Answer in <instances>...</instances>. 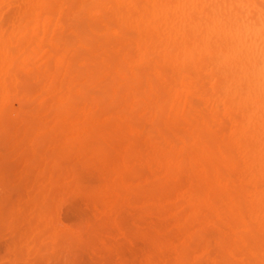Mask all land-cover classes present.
<instances>
[{
    "label": "rangeland",
    "instance_id": "1",
    "mask_svg": "<svg viewBox=\"0 0 264 264\" xmlns=\"http://www.w3.org/2000/svg\"><path fill=\"white\" fill-rule=\"evenodd\" d=\"M38 2H48L47 4H49V2H53L52 5L45 6L46 10L48 7L49 8L48 10L50 12L51 11L53 12V20H54L53 21V48H51L48 44H46L48 46L43 45V48L40 51L41 53L39 56L42 59V55H44L43 59L40 60V62L48 60L49 57L53 56L51 59V64L49 63L50 67H49V65L47 66V67L52 68V69H51V71L50 70L48 71L50 74L49 73L47 74V71H45V74H43L44 67H41V68L37 67V65L38 64L41 65V63H35V62L32 63L36 69V72H38L39 74H37V75L32 74V75H34L33 77H35V78L31 77V80L30 81L28 80L29 84L25 83L28 86L30 85L31 88H28V86H26V85H25V87L22 86L23 89H20V91H21L20 94L23 96L21 97V95L19 94L18 98L20 100L21 99H24L25 101L28 100L29 103H30V101L33 102V100H34V102L25 108V106L23 107V105H25L28 102H26L24 104V102H23L24 100H22L23 104L21 103L20 114H21V112H23V114H21L19 118L17 117L18 121H16L17 124L15 126V127H18L20 124H22L21 128L19 129L20 135L18 134L19 130H18V132L15 133L14 129H13V131L12 130L9 131V132L12 131V133H13V137L11 139H9V137H11L10 136L11 133H8L6 139L4 137L3 144L1 145L2 146L1 148H3V157H5L4 162L6 161V163H9L13 159H15L16 155L19 152L24 151V153H26V155L24 156V154H21L17 158V160H18L17 163L23 162L26 157H29L27 155L29 154L28 152L30 151V149L31 148L36 149L38 147V145H37L38 140L42 144V145L40 144L41 149L39 148L40 151H38L39 157H41V155L44 152L50 153V151H52V149H53V153H55L56 152L55 149H58L60 147H61L60 149L67 151L71 147V144L75 148L74 149L70 148V150H72V151L77 150L79 152V154L77 151H76L77 153L76 152L72 153V151H71L72 154H70V151H69L68 156H67V154H66L67 152H65V151L63 152L61 150H58V152H56L57 153L56 157H54L55 155L49 156L48 163H49V161H50V163H51V161H53V163H54V159H57V161H55L56 163L53 164L56 166L48 168L46 171V174H45V181H47V182H48L47 177L50 175L51 171L53 174V185H52V187H51V181H50V183H48L46 185V189H50V187H51V189H53V196L55 195L54 197L53 196L51 197L53 202L51 201V199L49 200V202L50 201L52 202V204L49 203V208L52 205L53 207H51L50 209L53 208V210H51V212H50V209L48 208V210L45 214L46 216H44L46 218H43L39 222L37 219H35V218L33 219V216L30 213L32 210L31 205L26 206L25 211L23 209V214H22V212L20 213V214H22V216L19 217V219L23 217V219H22V220H24L23 223L28 222L27 224H29V225H27L28 228H25L24 230H22V232H21L22 236L21 235L20 236L23 238H22V240L19 239L20 242H18L19 241L18 240V241H15L14 244L12 243L11 245H9V247L11 246V249L10 248L7 249L6 245H4L2 243L0 244V264H15V263L16 264H70L71 262L75 263V264L77 262H78L77 264H264V242L257 241L260 238H262V240L264 241V238H263L264 237V230H259V229L253 228L254 231H251L252 228L247 229L243 226L245 222H248V216H249V213L251 210L249 209L247 211V209L244 208L246 211H242V213H236V214L231 213V212L227 213L228 211H226L224 208H221L222 205H221V207H219L220 204H218V202L216 203L215 206L212 204L211 207H209L210 205L208 203H210V204L214 203V200H216V198L212 199V196L211 197L209 196L211 194L209 192H211V190H212V192L214 191L215 193H218V190L215 188L214 182H212L211 180L208 182L207 181L204 182L202 180L203 184L207 187L206 190L202 189V191H204L202 194L204 197L201 196V199H202L201 203L203 205L202 206L199 205V201H197V200H192L193 199L192 197L195 198V194H196V196H198V194H201V193H195L198 191V187H196L197 189L193 188V190H195L194 192H192V190H191V185H192L191 182L197 181L196 178H195V180H193L194 178L192 176V172H193V174H197L198 169H196L195 165L186 166L187 163H189V161L185 162L186 165L184 163V165H185L184 168H181L182 173L185 176H183L181 173L182 176H179V177L174 176V177H171L169 179H161V180L155 181L157 183L154 182V186L149 185L147 187L144 185V182L146 181L145 178L149 177V175L151 176L152 174H154V175H152L153 176L152 178H156V177L161 178L162 175H164V170L161 168H157V167H152L150 169L148 166H143L142 172L143 171H145V172L143 174H141L142 172H139V173H140V175H142L144 177L140 176V178H138L134 182H132V186L138 185L137 186L138 190H141L140 188H142L143 190H148L147 192H149V193L154 192L153 190L149 191V189H152L151 187H153V189L157 188L156 190L160 191L159 186L160 187L162 186L163 188L165 187V189H168V191L165 189H164V192L160 191V193L161 194L163 193V194L159 195L155 199H153L154 195L152 196V198L149 197L152 200L151 201L150 199L147 200V198L149 196L148 194H146V197L145 196L142 197L143 194L137 195V192H138L137 189L132 190L131 192L130 191L127 192L125 190V186L122 185L121 188L122 189L124 188V191H122V195L118 199L121 201L120 204H123V203H126V204H124V206L120 205L121 210H119L120 209L119 205H118L119 209H117L115 207V209H117V210L113 211V212H115L114 216L111 215L110 217L109 216L103 217L104 221L100 220L99 222L101 224H99L97 221H95L96 219H94V218L95 217L98 218L100 216L99 211L103 215L105 213H108V208L111 207V205L114 201V197H112V195L110 193H112L113 190L117 186V183H116L117 178L116 177H118V175L116 176V172H117V174H119L122 171L121 161L123 160V157H125L124 156L125 154L123 153L124 147L119 146L120 144L117 142L118 136H116V134H114V135L109 134L111 132L110 131L111 127L109 130H107L108 129L107 127H106L107 129H105V127H103L105 129V131H103L104 133L102 132L103 129H101V131H100L99 130L100 128L99 129L95 128L94 130H98V131H100L99 133L105 134L104 137L102 136L104 139H107V137H109V136L112 138V136H113V138H115V139H111V138L110 139L114 140L115 142H113L114 143L113 144L110 140L111 144H113L112 148H110V146L107 147V145H105L103 147V146H101V144L103 142L97 143V141H99V140L95 139V136L94 137L92 136L91 138H94L93 140H96L95 141L96 146L91 145V143H88V144L91 147H98V149L100 148L99 151L97 150L98 152L96 151V153H95V151L94 152L90 151V153L86 152V154L84 152V154H82L80 152H83L86 149L82 145H81L82 146L81 148H83L82 151L77 149L79 147V143L81 141L77 143V140L76 139L74 140V138H75V136H78V137H79V135L81 136L80 132L83 129L82 128L83 126H80V124L77 125L76 128L72 126V123L75 122L76 120L77 121L81 120L84 117L85 113L91 112V114L95 115L94 112H96V110H97L98 112H96V114H98V113H101V114L99 115V117L96 115V118H98L99 121L104 120L106 122V125L109 127V125H111V124L108 120L112 121V118L114 115H118L119 119H121V116L123 114L124 115L129 114L127 112H130V113H132V116L133 115L135 116V110H136V116H137L136 118L137 119L135 118V122H134V124H136V126L133 124L132 125L130 124L132 126V128H134V130L127 131V136H131L133 139H136V137H137V138H139V140H144V141L150 140V141H152L151 144L153 146H157V147H161V148H162V146H161V143L158 144L159 142L163 141L164 143L165 142L167 143V141H169V139L176 140V137L177 138H179V137L186 138L185 137L186 136L185 131L188 128V125L185 122H181V121L179 122V120H178V122H179L178 123L177 120L170 118L169 106H168L169 103L165 102V104H164V102H163V101H166L167 94L164 90L163 83L161 82V80H159V77L156 74L151 73V72L148 73L146 71V73H145V71L143 69H142V71L138 70L139 75L141 73H143L140 76L141 77L144 76L145 82L142 81V83L144 82L145 85L147 86L146 87L145 85H143L142 92H141V84H137L136 85L137 87H135V85H134L135 79H137L136 83H138V81L140 80L139 78H141V77L139 75L135 76L136 78L133 79V82H131L132 78L134 77L133 74L131 73V68L139 66L141 64L143 67H144V65H145V67H148V65H150L149 67H152L151 65H153L154 67H159V66L161 67V65H163L166 67L168 66L170 68L171 67L176 68V69L180 68L181 72L179 71V69H178V71H179V73H181V75H183V77H185L186 80L193 81V82L200 81L199 83H203V82L204 83H206V82L207 83H214L215 89H217V91L216 90L215 91L222 93L225 96H229V97H236V96L237 97H260V98L264 99V57L262 55L258 54L257 52H254V51L248 50L246 48H243L242 46H239L235 41H233L232 39H230L228 37L223 36L222 34H217L216 32L213 33L212 29L209 27V25H207V22L204 21L205 18L208 19V18H211L212 16H216V15L217 16H227V17L229 16L232 18H238V19L245 21V22L256 23V24H258L264 28V0H0V14L8 13V16L14 15L13 17L9 16L11 23L8 22L9 19L8 20L5 19L7 22L4 20L2 23H0V25L2 26L6 22L5 26L3 25L4 27H6L7 25L9 26V24H10L9 28H11V30L9 29L10 31H8V29H7V31L11 32L13 29V26L15 24L14 22H15L16 16L14 13H16L18 11H23V10H29L33 5L37 4ZM55 14L56 15L59 14V15L55 16ZM54 16H55V18H54ZM60 17L62 19L64 18L65 22L64 21L60 22L61 21V19H59ZM6 28H4V29H6ZM102 35H105L106 37L103 38ZM83 36L84 37L86 36L85 37L86 40L88 38V42H86V40H85V42L82 41V39H84ZM80 38H82V39H80ZM89 41L92 43V44L90 43L91 45L88 44ZM90 46H94L93 47L94 51H92L93 50L92 48L90 50H88L90 48ZM128 48H130V49H128ZM82 50H84L85 52L81 53V52H83ZM100 51H128V52H130L131 56L129 59L127 57V61L130 62L132 60L131 62L134 64L129 65L128 62L127 63L129 66H127V63H126V65H124V63L120 64V73H119L115 70L116 63H115V61L111 60L113 58L103 59L100 56L99 59L98 58L95 59V55L98 54V52H100ZM83 54H85V55L83 56ZM133 54H134V57H133ZM93 55H94V57H93ZM82 57H83V59H82ZM76 58H77V60H76ZM89 58H91V59H89ZM84 59H86V60H84ZM107 60L109 62H106ZM145 60H146V62L143 63ZM110 62L113 63V65ZM94 63H98V65L101 64L102 69L105 70V71L99 70L98 73H100V72H102L101 74L104 73L99 78H97L98 76L95 78L93 77V75L96 74L97 70L99 69V66H97V68H96V65ZM103 64L105 65V67H103L104 66ZM110 64H111L113 69L110 66V68H109L110 70L108 72H106L107 66L109 67ZM31 65H30V67L33 68L32 67L33 65L32 66ZM121 65L123 68H121ZM126 68H127V72H129L128 74L127 73L125 74ZM100 69H101V66H100ZM111 69L113 70L114 74L117 75V77L119 79L120 78L122 79V81L114 79V81L115 80H117V81L113 82L112 84L108 82L109 84H111V87L106 86L105 89H107V91H110L111 97L109 98V93H107L108 98L106 97L107 100L105 101L103 99V96L106 94L102 93L105 90V89H103V80L102 81H99V80L103 79L104 78L103 76L108 75V74L110 76V77L108 76L109 80H110V78L114 76ZM47 70H48V68H47ZM54 70L58 71V72L56 71L57 74H55V75L59 74L57 77L53 76L55 73ZM78 70L80 71V73L78 72ZM82 71H84L83 72L84 75L79 76L82 73ZM32 72H33V70H32ZM175 72H177V70L173 71V73H175ZM42 75H43V77L48 76L47 79L45 78L46 79L45 83H44L45 79H43ZM138 76H139V78H138ZM53 77H54V79H53ZM108 77H106V78H108ZM128 77L130 78V80L128 79ZM78 78H80V80ZM37 79H40L41 84L39 83V81H37L39 84L36 87H35V84H32V85H34V86H32L31 85L32 82L37 84V82H36ZM52 79H53V81H51ZM148 79L149 80L154 79L153 81H155L156 83L153 82L152 80L149 82ZM93 80H95V81H93ZM50 82H52L53 84L55 83V86L53 84H51ZM82 82L84 85L85 84L87 85V83L89 84L88 86H85L86 89L83 91H81L83 89L82 88L83 85L80 84ZM110 82H111V80H110ZM157 82H161L160 83L161 87L159 85H157ZM95 83L99 87H97V86L94 87ZM139 83H141V81H139ZM151 83L152 84L155 83L156 85L154 84V87L152 88ZM104 84H106V83H104ZM118 84H120V85L123 84V86H120V88H115L116 86H118ZM127 84H128L127 87H129V88L125 87ZM49 85L52 86L50 89H48ZM226 85L228 87H225ZM61 86H63V87H61ZM26 87L28 89H25ZM46 87H47V89H46ZM90 87H91V89H89ZM99 88L103 89V91L101 90L102 92H100V93L97 91L96 93L98 96L94 95L95 93H93V92H95V90L100 91ZM88 89H89V91H88ZM155 89H157V92ZM29 90H31V91H29ZM69 90H72V91L70 92ZM118 90L122 91L120 93L121 98L118 97V95H119ZM161 90L164 93L163 92L161 93ZM23 91H25L26 93H24ZM41 91H44L43 92L44 94L40 93ZM84 91H86L87 93L85 94L84 97H82V95H84V94H81V93H84ZM107 91H105V92H107ZM144 91H146V92H144ZM29 92H31V93H29ZM69 92H70V94H69ZM101 93L103 94V96L99 95ZM113 93L118 94L117 95L118 99H116L117 101L116 100L114 101V103H118V104H116L117 107H114V108L113 107H107V108L104 107V109H106V111L104 109L100 108L106 102L110 103L111 100L114 99ZM134 93H135V96H133ZM137 93H141V94L139 95ZM148 93L149 94L152 93V96H150ZM136 94L140 97L139 99H137L138 97L136 96ZM142 95L144 97H142ZM161 95H163V96L159 98V96H161ZM126 96L128 97L127 100L125 99ZM72 98H75V100ZM85 98H86V100H85ZM158 98L161 100V102ZM71 99L74 100V102L77 101L75 103V105H73L74 103L73 104L71 103ZM101 99H103V101ZM120 99H123V100L119 101ZM79 100H81V101H79ZM93 100H94V102H92ZM95 100H97V101H95ZM100 100L103 103H101ZM67 101L69 102V104L73 105L72 106L73 108H71L69 106V104H67ZM118 101L121 102L122 104H119ZM148 101H149V103H148ZM96 102H99V104ZM133 102H134V104H133ZM62 103L66 104L64 108L62 107L63 106ZM78 103H81V104L78 105V108H77L76 105ZM152 103H153V105H151ZM154 103L156 104V107H159V105H163V106H166V108L164 107L162 109V106L159 108H155ZM198 103H200L199 105H197L198 109L200 111H201L200 108L205 109V110H203L204 112L207 111V113L206 112L205 113L208 114L207 115L208 119L205 117L206 114H204L202 111L199 113L201 114L202 117H204L203 120L208 122V120H210V117H211L209 115H211V114L209 113V111L205 107L206 105L203 101H200ZM137 104H139V107ZM141 104H143V105H141ZM42 105H43V107H41ZM112 105L113 104H111V106ZM135 105H137V108H134ZM57 106H59L58 110H60V106H61L63 111H57V108H56ZM140 106H141V108H140ZM33 107H34V109H33ZM167 107H168V109H167ZM51 108H54L56 110H53V111L48 113V111H50ZM133 108L135 110H133V112H131L132 110H130V109H133ZM138 108H140L139 111H138ZM160 108L163 111H165L164 113H166V114H164ZM28 109H32L35 112L31 113V111H29L30 112L29 113ZM71 109L73 111H71ZM122 109H126L125 110L126 113H124L123 111L121 113L117 112V110L120 111ZM166 109H167V112H166ZM25 110H27L26 111L27 113H25ZM38 110H41V111H38ZM102 110L104 112H102ZM219 110H220L219 113H221L222 108H220ZM146 111H147L146 114H148L147 118L145 117L144 119H141V121L143 120L142 123L136 121V120H139L141 116H142L141 118H143ZM46 112L49 116L44 115V114H46ZM59 112H61V113H59ZM69 113L71 114V116L69 115V117H68ZM161 113H163V114H161ZM149 114H151V115H149ZM157 114H159V116H157L158 118L161 115L162 120L160 122H164L163 118H165L166 122L165 123L158 122L159 121V120H157L158 118L156 119ZM53 115H55V116H53ZM164 115H166V116H164ZM219 115H222V117H220ZM24 116L28 120V122L26 121V123L23 122ZM40 116H42V119H40L41 118ZM218 116L220 118V123H221V119L224 120L223 121L224 123H225V120H228L231 122V120H229L228 118L227 119H226V117L223 118V111L221 114H218ZM47 117H50L51 120ZM62 118L64 120H62ZM154 119L157 120L159 125L162 124L163 127L167 123H170V124L175 123L174 124L175 127L177 126L176 124H181L180 128L181 127H183V128L180 129L181 132L180 131H178V132H180L182 134V132L185 130L184 131L185 134L179 135L178 132H175L177 134L176 135V134H174L175 130L173 129V132H172L173 136L171 135L173 138H171V136L167 135V133H169V132L164 130V128L162 126H161V129L160 128L158 129L156 127V125L154 126L155 128L153 127V124H151V122L153 123ZM37 120H39L38 123H37ZM132 120L130 122H132ZM40 121H41V123H40ZM230 122L228 124L229 126L231 125ZM43 123L47 124V125L45 124L46 127H42ZM137 123H139V125H142V126L139 128V125H137ZM226 123H227V121H226ZM55 125H57V126H55ZM145 125L146 126L148 125V127L145 128L146 130H143ZM150 125L152 127H151V131L149 132ZM159 125H158V127H159ZM224 125H223V127H224ZM28 126H30V127H28ZM218 126H220V125H218ZM218 126H214L212 128V131H216L218 129ZM229 126H226V129L223 128L224 130L220 129L221 131L218 129L220 134L218 132L212 133L213 136H214V134L216 135V138L219 136V140L217 139L215 141L216 143L218 141L221 142L222 139L224 140V135H225V137H227L226 134L228 133V130H229L228 127ZM167 127L171 128L169 125H167L166 128ZM177 127H176V129H177ZM51 128L54 129L53 132H55V133H57L58 130L59 131L62 130L63 132H62V134L59 133V131L57 134H55V133L51 134L50 133L52 131ZM55 128L56 129L59 128V129L56 131ZM49 129H50V132L48 135L51 137H48L47 133H45V132H48ZM64 129L67 130L66 133H65ZM26 130H28V131H26ZM152 130H154V133L156 135L161 134L164 137L156 136ZM160 130H161V133H156V132H159ZM167 130H169V129H167ZM178 130H179V128H178ZM98 131H93V133L94 132L96 133ZM141 131H142V134H145L146 136L140 135ZM171 131H172V129H171ZM24 132L29 133L27 135V137L23 136V135L27 134V133L25 134ZM148 132L150 134H146ZM151 132H152V134H151ZM45 134L47 135V137L45 136ZM106 134H109V136H106ZM16 135H19V136H16ZM41 135H42V137L44 136V138H42V137L40 138L39 136H41ZM55 135H56V138H54V139H56V141H54L52 139L49 141L46 140L48 138L55 137ZM153 135H155L156 137L154 138ZM22 136L24 137L23 141L21 140ZM37 136L39 137V139L37 141L32 142L34 144L33 145L31 143V141H33V138L34 137L36 138ZM141 136H142V138H141ZM14 137H16L17 139ZM83 137H85V136L83 135ZM83 137H82V139H83ZM151 137H152V139H150ZM157 137H159V139H156ZM161 137H162V139H161ZM40 139H42V140H40ZM163 139L166 141H164ZM66 140L67 141L70 140V142H72V140H74L73 143L76 141V144L75 145L73 143L69 144V142L67 143ZM79 140H80V137H79ZM87 140H88V138H87ZM90 140H92V139H89L88 141L85 140L86 143L85 142H83V143H85V145H86L87 142H89ZM173 140H170V142L167 143L168 145H165V146H167V148L165 147V150L174 146L175 142H173ZM64 141L66 142L65 144H64ZM103 141H107V140H103ZM155 141H159V142L157 143ZM40 142H38V143H40ZM48 142H50L49 145H48ZM90 142H92V141H90ZM110 142H108V143H110ZM220 142H218V143H220ZM225 142H227V140H225ZM35 143H36V145H35ZM43 144H45V145H43ZM66 144L70 147L68 149H64V147L62 148V146H65ZM88 144H87V146L90 147ZM92 144H93V142H92ZM178 144L179 143H176L175 146L173 147L174 152L177 149ZM162 145H164V144L162 143ZM224 145L226 146L227 143ZM91 147H90V150H91ZM113 147H116V149H114ZM95 149L96 148H94L92 150H95ZM60 152L61 153L63 152L64 155H62L63 153L61 154ZM92 152H93V154H91ZM60 154L62 155V157ZM187 154L191 155V150L190 151L187 150V152L185 153L186 157H187ZM39 157H37V158L39 159ZM66 157L69 159L68 161L66 160L67 162L63 160ZM191 166L194 167L192 172L190 171L192 169ZM53 169H54V171H53ZM141 169H140V171H141ZM146 171L148 174H146ZM194 176L197 177V175H194ZM180 180H182V182H180ZM200 182H199V184H200ZM44 183L45 182H43V184ZM182 183L184 184V186ZM247 184H245L244 186L241 187V188H243L242 190H245L246 187H248L246 190L247 193H245V191L243 193V191H242V197L244 198V200L242 198H241V200H243L244 206L249 201L248 192L252 188L251 187L252 184H250V183H247ZM204 185H202V186L204 187ZM144 186L146 187V189L144 188ZM170 187H172V188H170ZM211 187H213V189H211ZM143 190H141L140 192L142 193ZM161 190H163V189L161 188ZM186 190H187V192H186ZM166 191H167V193L168 192L171 193L170 196L173 195V197L170 198L169 194L166 195L168 198L165 197ZM176 191H177V193H176ZM199 191H200V189H199ZM128 193L133 194L134 197H136V196L140 197L141 196L142 198H140L138 203H137V201L133 200L134 197L129 201V198H131L132 195H130ZM106 195H107V197H106ZM109 195H111L110 196L111 198L109 197ZM163 195H164V197H163ZM162 197L164 198V200L161 201V199H160V201H161V203H160L161 208H160L159 204L158 205H156V204L159 202L158 201L159 198H162ZM214 197H218L219 199L220 198L223 199V196L220 197L219 194L218 195L216 194ZM245 198H247V200ZM38 199H39V201H42L41 196H39ZM103 199H105V200L103 201ZM145 199L147 201H144ZM153 200H156V201H153ZM184 201H186V202L183 203ZM223 201H225L224 204L226 202H228L225 196H224V199L221 200L220 202H223ZM99 202L104 204V206L102 204L99 205ZM178 202H179V205L176 204ZM117 203L119 204V201ZM150 204H151V208L149 207ZM152 204H154L155 206H153ZM164 204H165V206H163ZM197 204H198V206L204 207L205 209L202 208L204 210H202L200 212V207H198ZM95 206H98V212H97V210L95 211ZM187 206H189V207H187ZM146 207H148L147 210L150 209L149 210L150 212H153V210H154V213H153L154 219H153V216H151L152 213H149V211L148 212L146 211V213H149L150 217H152V218H149V214H148V216L143 215L145 213L144 211H143L142 215L146 216V217L142 218V217H140V215H138L139 213L136 211L137 212V213H135L136 218H134V220H129L130 221V224H129L127 219H130L131 216H127V214L128 215H130V213L133 214L135 211L134 212H132V211L135 208H136V210L140 209V211L139 210L138 211L142 212L141 210H146L145 209ZM163 207H167V209H165V208L163 209ZM168 207H170V210L168 209ZM171 207H174V208L171 209ZM123 208L125 210L127 208L126 211L127 212L130 211V212L125 214L127 216V218L126 217L125 218L119 217L121 219V223L118 224L116 222V220L119 219L118 213L121 212V214H122V215L119 214V216L120 215L124 216L123 213H126V211H122ZM159 208H160V210H159ZM14 209L15 210H13V209L12 210L16 211V208H14ZM131 209H132V211H131ZM162 209L165 212H162L161 211ZM221 209H223V210H221ZM118 210H119V212H118ZM183 210H185V212H183ZM207 210H208V212H207ZM212 210H214V211H212ZM210 211H211V213H210ZM96 212L98 213L97 215H96ZM167 212H168L167 217L164 216L165 218L164 217L160 218V216H162L163 213H165L167 215ZM181 212H182V214H180ZM219 212L221 213V215L219 214ZM51 213L53 215H51ZM244 213L246 216L242 215ZM159 214H160V216H159ZM87 215H88V217H93L96 226H97V224H99L102 227H101V230L97 231L98 233H93L94 235H91L90 239L89 238L86 239L85 243L81 242L82 245L78 246L76 243H73L72 246H74L75 249L78 248L81 250V248H85V249H82L83 252L81 251L83 254L80 252L81 258H79V255L72 254L73 253L72 252L73 249L71 248L72 246L68 247L69 246L68 244L63 243V239H62L63 237H61L60 234L63 233V230L67 231L69 229V227H71L73 225L78 226L79 224L77 222L79 221V223H80V221H83V220H81L83 218L85 221H83L81 223V225L84 226L85 222H86L85 217H87ZM207 215H209V216H207ZM222 215H224L223 217H224L226 222L223 221L224 219L222 218ZM17 216H18L17 213H12L10 211L9 213H7V215L4 218H0V241L4 240L6 238L5 234L11 228V227H9L10 226L9 223L12 219H15V220L18 219ZM55 216L57 217L58 221L56 220ZM115 216H117V218H115ZM172 216H174V218H176V219L173 218L175 221H177V218L179 219L178 223L171 221ZM53 217H54V219H53ZM138 217H140V218H138ZM147 217L149 218V220L147 219ZM227 217H229V218H227ZM123 218H124V220H123ZM141 218H142V220L145 218L143 220V222H146V221L148 222V225H145L146 227H144L143 226L144 223H142L140 221ZM47 219H49V220H47ZM214 219L217 221L215 222ZM232 219L234 221H232V224H231L229 222H231ZM87 220H88V218H87ZM136 220H137V222H136ZM153 220H156V223L160 222V225L165 220L163 222V226H162L163 231L165 230L163 233L164 235L158 234V231H156V229L154 228ZM168 220L171 223L174 222L172 224L169 223V225H172V226L168 225ZM201 220H202V222L206 221V222H204V225H206V227L202 228L203 225L201 227V224H203V223H200ZM56 221L58 222L57 224H56ZM90 221L93 222L92 219H90ZM109 221L112 223L110 224ZM125 221L128 224L124 225ZM133 221H135V222H133ZM184 221H186L185 222L186 224L184 223ZM239 221L242 224V226L238 224ZM37 222L39 223L38 226H37V224H38ZM132 222H133V225L135 223V225H134L135 227L132 225ZM166 222H167V224H166ZM137 223L141 224V225L139 224L140 229H141V227L145 228V229L142 228L143 231L144 230L146 231L147 229H149V227L152 230L155 229V231L152 232L149 229L152 234H150L149 230H147L146 233H144L145 231L141 232L142 229L141 230L139 229L140 231L139 230L136 231L137 229L136 230H134V229L139 228L138 227L139 225ZM156 223H154V224H156ZM183 223L185 224V226ZM217 223L221 224V226H223V227L218 226L219 224H217ZM112 224H113V226H112ZM116 224H118V225H116ZM182 224H183V226H182ZM50 225H51V229L49 228ZM95 225H94V229L96 228ZM103 225H104V227H103ZM160 225L158 223L156 225V228L159 231L162 230L161 229L162 227H160ZM75 226H73V227H75ZM120 226L122 227V229L120 228ZM166 226H167V228H165ZM172 227H174V228L176 227V229H174ZM207 227L208 228L212 227L215 230H208ZM41 228L42 229L46 228L45 230H43L44 231V233L42 232L43 234L40 232L42 230ZM48 228H49V230L47 231ZM124 228H126L127 231H126V229L124 230ZM170 228H172V229H170ZM181 228H182V230L183 229H188V230L192 229L190 231L192 232L193 235L195 234V238H193V240H192V234L191 233L189 234L188 232H186V230L184 233L181 230ZM216 229H219V230H216ZM227 229H229V230H227ZM133 230L135 231V233L138 232V233H142L144 236L146 235V237H141L142 236L141 234H140L141 236L140 235L138 236V234L136 236L135 233H132V232H134ZM171 230H172V236L171 237L172 238L175 237V240L178 241L177 244H176V241L172 242L173 241L172 239H167V241L170 240L169 243L171 245L169 244V247H167L168 243L166 244L167 241L165 242V240H164V245L166 246L165 247L163 245V243H161V241L163 242V238H165V237H163V238L161 237L162 240L161 239H160L161 241L159 240L160 241L159 243H161V245H163V247L158 243V241H155V239L158 240L160 236H166L168 233H171ZM180 230L183 233H181ZM124 231H125V233H124ZM163 231H160V232H163ZM166 231H168V232H166ZM67 232H66V234L63 233V234H65V235H62V236H64V238H65V236H67ZM165 232H166V234H165ZM237 232H239V233H237ZM241 232H242L243 236L241 235ZM243 232H244V234H243ZM236 233H237L236 236H238V237L235 236ZM153 234H155V235H153ZM157 234L159 236H157ZM232 234H234V235H232ZM148 235H150V236L153 235L152 237H154V236H157V237H154L155 239L154 238H147ZM170 235H168L169 237H167V238H170ZM254 235L255 236L260 235L261 237L259 236L260 238L259 237L254 238L255 237ZM245 236L247 238H249L250 241H249V239H245L246 238ZM150 239H154L155 243L157 242L158 246L156 247L154 241L152 240L153 242H151ZM50 241L53 242L52 248L50 247L51 244L50 245L48 244L49 246H46V244H44L47 242L50 243ZM236 241H238L237 244H236ZM247 241H249V245H247V243H248ZM251 241L253 244L251 243ZM190 242H192V243L190 244ZM43 244L45 245V247ZM184 244H185V246H184ZM41 245H43V247H44L43 250L41 248H38ZM159 246H161V247L159 248ZM177 246L181 250L179 249V251H178V249L176 248ZM249 246H251V247H249ZM16 248H18L17 252H15ZM86 248L88 251L87 253L85 252ZM68 249H71L72 253L69 252L70 250H68ZM233 249H236L235 252H233ZM11 250H13V251H11ZM182 250H183V252H182ZM184 250L187 252L184 253ZM243 250H245V252H246L245 254L247 256L243 254V252H242ZM7 251H8V253H7ZM238 251H240L241 253H239ZM9 253H11V256L13 255L12 258H11V256H9L10 255ZM35 253H37V254H35ZM68 253H71L72 256L74 255L79 260H76L77 262H75L76 258L74 257L71 259L72 256L69 257L70 254H68ZM181 256H182V258H181ZM15 259H17V261H15ZM81 259H84V260H81Z\"/></svg>",
    "mask_w": 264,
    "mask_h": 264
},
{
    "label": "bare ground",
    "instance_id": "2",
    "mask_svg": "<svg viewBox=\"0 0 264 264\" xmlns=\"http://www.w3.org/2000/svg\"><path fill=\"white\" fill-rule=\"evenodd\" d=\"M47 3L48 2H38L37 4L33 5L29 10H23V11H18L16 13H14L15 16H16L15 17V22H14L15 24H14L13 29H12L11 32H8V31L11 30V28H9L10 24H9V26L7 25L8 27L6 26L7 28L4 27L5 24H6V22H7L5 19L8 20L10 18L9 16L13 17L14 15H9L8 16V13L0 14V23H2L4 20L6 21L5 24H3L4 26L2 25L6 29H4L0 25V218H4L7 215V213H9L10 211L12 213H17V215H18L17 216L18 219H16V220L15 219H12L10 221V223H9L10 226L9 227H11V228L5 234V237L6 238L4 240L0 241V244L2 243L4 245H6L7 249L8 248L11 249V246L9 247V245H11L12 243L14 244L15 241H18L19 239L22 240L23 237H21L22 236L21 235V232L25 228H28L27 225H29V224H27L28 222L23 223V221H24V220H22L23 217L20 218V219H19V217L22 216L23 209L25 211V207L26 206H28V205L30 206L31 205V209L32 210H31L30 213L32 214L33 219L35 218V219H37L40 222V220H42L43 218H46L44 216H46L45 214H46V212H47V210L49 208V203L52 204V202H53L52 199H51V197L53 196V189H51V187L53 185V174H52V171H51L50 172V175L47 177L48 182L45 181V174H46V171H47L48 168H51L53 166H56V165H53V164H55L56 163L55 161H57V159H54V163H53V161H51V163L49 161V163H48L49 156L55 155L54 157H56V155H57L56 152H58V150H61L63 152L64 151L67 152L66 153L67 156H68V152L69 151H70V154H72L73 152L75 153L77 150H74V151L70 150V148L71 149H74L75 148L71 144V143H73V141L75 139L77 140V143L81 141L79 143V147L77 149H79V150L82 151L83 150V148H81L82 146L85 147L86 150L88 149L87 151L84 149L85 151L80 152V153L84 154V152H85V154H86V152L87 153L88 152L90 153V151H93V152L95 151V153H96V151L97 150L99 151L100 148L98 149V147H91L88 144V143H91V145H95L96 146V142H95L96 140H93L94 138H91L92 136L93 137L95 136V139L99 140V141H97V143H102L103 142L101 144V146L104 147L105 145H107V147L110 146V148H112V145L114 144L113 142H115V141L114 140H111V139H115V138H113V136L111 138L109 136V134H113V135L116 134V136H118L117 142L120 144V145L118 144L119 146H123L124 147L123 148L124 149V152L123 153L125 154L124 155L125 157H123V160L121 161L122 171L119 174H117V172H116V176L118 175V177H116L117 178V180H116L117 186L113 190V192L110 193L112 195V197H114V201H113L111 207L108 208V213H105L103 215L99 211V215L100 216L98 218H96V217L94 218V219H96L95 221H97L99 224H101L99 222L100 220L104 221V218L103 217H108V216L110 217L111 215L114 216L115 212H113V211L119 209L120 205L121 206L122 205L124 206V204H126V203L120 204L121 201L118 199L122 195V191H124V188L122 189L121 187H122V185H124L125 186V190L127 192H129V191L131 192L132 190H136L138 188L137 187L138 185L132 186V182H134L136 179H138V178H140V176H142V175H140L139 172H142L143 166H148L150 169L152 167H157V168H161V169L164 170V175H162L161 178H159V177L152 178L153 177L152 175H154V174H152L151 176L149 175V177L145 178L146 181L144 182V185L147 187L149 185H153L154 186V182L155 181H158V180H161V179H169V178L174 177V176H176V177L177 176L178 177L179 176H182L183 173H182V169L181 168H184L185 165H186L185 162L189 161V163H187L186 166L195 165L196 166V169H198V172L196 171L197 174H193V172H192V170H193L194 167L191 166L192 169L191 168H190L191 170L189 169L192 172V176L194 178V179L193 178L192 179L195 180V178H196V180H197L196 182L195 181L191 182V184H192L191 185V190H192V192H194L195 190H193V188L194 189H197L196 187H198V191L195 192V193H201V194H198V196H196V194L194 193L196 199L194 197H192L193 198V199L191 198L192 200H197V201H199V205H201V206L203 205L201 203V200H202L201 199V196L204 197L202 195L203 192H204V191H202V189H205L206 190L207 187L203 184L202 180L204 182L205 181L208 182V181L211 180L212 182H214L215 188L218 190V193H215L214 191L212 192V190H211V192H209V193H211L209 196L210 197L212 196V199L213 198H216V200H214V203H211V204L208 203L210 205L209 207H211L212 204L215 206L216 203L218 202V204H220L219 207H221V205H222L221 208H224L226 211H228L227 213L231 212V213H235V214L236 213H242V211H246L245 209H247V211L250 209L251 211H250L249 216H248V222H245L243 226L245 228H247V229L252 228L251 231H254L253 228H256V229H259V230H264V99L263 98H260V97H237V96L236 97H229V96H225L222 93L216 92L217 89H215V84L214 83H207V82L204 83L203 81H202L203 83H199L200 81L193 82V81L186 80L185 77H183V75H181V73H179V71L181 70L180 68H177V69L176 68H173V67L170 68L168 66L166 67V66H163V65H161V67L160 66L159 67H154L153 65H151L152 67H149L150 65H148V67H145V65H144V67H143L142 64L139 65L140 67L139 66H136V67H132L131 68V73L134 76L132 78V81L131 82H133V79L136 78L135 76L139 75L138 74V70H141L142 71V69H143L145 71V73L147 71L148 73L151 72V73L156 74L159 77V80H161V82L163 83L164 90H165V92L167 94L166 101H163V102H164V104H165V102H168L169 103L168 106H169V115H170V118H172L174 120H177V122H178V120H179V122L180 121L181 122H185L188 125V128L186 129V131L183 129L186 132V134L184 133V131L181 134L180 133L181 132L180 129L183 128V127L180 128V125L181 124H176L178 126V127L176 126L177 129L174 126L175 123L174 124L167 123V124H165L164 127H163L162 124L159 125L158 122H160L162 120L161 115H160L159 118L157 117V116H159V114L156 115V119L158 118L157 120H159V121L157 122V120L154 119V122L153 123L151 122V124H153V127L156 125V127L158 129L159 128L161 129V126H162L164 128V130H166V131L169 132V133H167L168 136H171V135L173 136V133H172L173 132V129L175 130L174 131V134H176L175 132L180 131V132H178L179 135L180 134L181 135H184V134L186 135L185 136L186 138H184V137L177 138L176 137V140L169 139V141H167V143H169L170 140H173V142H175V144L176 143H179L178 146H177V149L175 150V152L173 150V147L175 146L174 143H173L174 146H172L171 148L165 150V147L167 148V146H165V145H168L166 142H165L166 143L165 144L163 141L162 142L155 141L157 143L159 142L158 144L161 143V146H162V148H161V147L153 146L151 144L152 141H150V140H145L144 141V140H139V138H137V137H136V139H133L131 136H127V131L134 130V128H132L131 125L133 124V125L136 126V124H134V122H135V118L137 116H136V110L134 108H137V105L139 107V104H137V105H135V107L133 109H130V110H132L131 112H133V110H135V116L134 115L132 116V113L127 112L129 114H127V115H124L123 114L121 116V119H119V116L118 115H114L113 118H112V121L108 120L110 122V124H111V125H109V127L106 125V122L104 120L99 121V119L96 118V115L99 117V115L101 114V113L96 114V112H98L97 110H96V112H94L95 115L94 114H91V112H89L90 114L89 113H85L84 117L81 120H78V121L76 120L75 122L72 123V126L73 127L76 128V126L80 124V126H83L82 127L83 129L80 132L81 133V136L79 135L80 140H79V137L78 136H75V138H74V140H72V142H70V140H68V141L66 140L67 143L69 142V144H71V147L66 144L65 146L67 148L65 146H62V148L64 147V149H68L70 147L67 151L66 150H63V149H60L61 148L60 147L58 149H55V151H56L55 153L56 154L53 153V149H52V151H50V153L49 152H44L41 155V157H39L38 156V151H40L39 148L41 149L40 146L42 144H41V142L38 139H39V137L40 138L42 137V135H41L39 137L37 136L38 138L37 137L36 138L34 137L36 140L33 138V141H31V143H32V142L38 140L37 141V145H38L37 148L38 149L37 148L36 149H34V148L32 149L31 148L30 151L28 152L29 154L27 155L29 157H26L23 162L17 163V161H18L17 158L21 154H24V156H25L26 153H24V151L19 152L16 155L15 159H13L12 161H10L9 163H6V161L4 162L5 157H3V148H1L2 147L1 145L3 144V139H4V137L6 139L8 133H11V135H10L11 137H9V139H11L13 137V133H12L13 129H14V132L16 133V132H18V130L21 128V125H22V124H20L18 127H15L16 124H17L16 121H18L17 120V117L19 118L20 115L23 114V112H21V114H20V110H21L22 100H24V99H21L20 100L18 98V96H19V94L21 92L20 89H23L22 86H24V87H25V85L28 86L27 84H29V81L31 80V77H33L34 75L39 74L38 72H36V69H35V67H34V65L32 63L33 62H35V63H41V65L38 64L37 67H39V68L44 67L43 74H45V71H47V74H48L49 73L48 71L49 70L51 71V69H52V68H49V67H50L51 59H52L53 56L49 57L48 60H45L43 62H40V60L43 59V56L44 55H42V59H41V57H39L40 56V53H41L40 51L42 50L43 45L48 44L51 48H53V21H54L53 20V12L52 11L50 12L48 10L49 9L48 7H47V10L45 9L46 8L45 6L52 5L53 2H49V4H47ZM58 15L59 14H57V15L55 14V16H58ZM55 16H54V18H55ZM61 17L59 18V19H61L60 22H62V21L65 22L64 18L62 19ZM10 21L11 20L9 19L8 22H10ZM204 21L207 22V25H209V27L212 29L213 33L216 32L217 34H222L223 36L228 37V38L232 39L233 41H235L239 46H242L243 48H246L248 50L257 52L258 54H260V55H262L264 57V28L262 26H260V25H258L256 23L245 22V21H242V20H240L238 18H232V17H229V16L227 17V16H217L216 15V16H212L211 18H208V19L205 18ZM7 29H8V31H7ZM102 36H103V38L106 37L105 35H102ZM85 37H84V39H82V38H80V39H82V41L85 42V40H86ZM86 42H88V38H87ZM90 43L91 42L89 41L88 44H90ZM48 45H46V46H48ZM93 47L94 46H90V48L88 50H90L91 48L93 49ZM128 49H130V48H128ZM82 51L83 52H81V53H84L85 52L84 50H82ZM92 51H94V49ZM128 51H100V52H98V54L95 55V59H97V58L99 59L100 56L103 59H111V58H113L111 60L112 61H115V63H116L115 70L120 73V64H123L124 63V65H126V63L128 62L127 61V57L129 59L130 56H131L130 55V52H128ZM84 55L85 54H83V56ZM93 57H94V55H93ZM133 57H134V54H133ZM82 59H83V57H82ZM89 59H91V58H89ZM76 60H77V58H76ZM84 60H86V59H84ZM106 62H109V61L107 60ZM130 62H128L129 65L130 64H132V65L134 64V63H132V62L130 63ZM145 62H146V60L143 63H145ZM128 63H127V66H129ZM94 64L96 65V68H97V66H99V69L97 70L96 74H94L95 76L93 75V77L95 78V77L98 76L97 78H99L100 76H102L104 74V73L101 74L102 72L98 73L99 70L102 71L104 69H102V65L101 64H99V65H98V63H94ZM111 64L113 65V63H111ZM111 64L109 65V67L107 66L106 72H108L110 70L109 68H110ZM30 65L34 69L31 68ZM48 65H49V67H47ZM100 66H101V69H100ZM103 67H105V65ZM47 68H48V70H47ZM111 68H112V66H111ZM121 68H123L122 65H121ZM127 68L125 69L126 70L125 71V74L126 73L127 74L129 73V72H127ZM178 69H179V71H178ZM32 70H33V72H32ZM175 70H177V72L173 73V71H175ZM56 71L54 70V72H55L54 75H53L54 77H57L59 75V74L58 75H55L58 72V71L57 72ZM78 72L80 73L79 70H78ZM83 72L84 71H82V73L79 76H81V75L83 76L84 75ZM112 72H113V70H112ZM32 74H34V75H32ZM113 74H114V72H113ZM141 74H143V73H141ZM105 76L108 77L109 74L108 75H105ZM105 76H103L104 77L103 79L99 80V81H102L103 80V89H105L106 86L111 87V84L113 82H116L117 80H121L122 81V79L121 78L119 79L116 74H114V76H113L114 78L113 77L110 78L111 82L109 80V77L110 76L108 78H106ZM139 76H138V78H139ZM42 77H43V75H42ZM54 77H53V79H54ZM33 78H35V77H33ZM45 78L47 79L48 76L43 77V79H45ZM46 79L44 80V83L46 82ZM53 79L51 81H53ZM78 79L80 80V78H78ZM114 79H117V80L114 81ZM128 79L130 80L129 77H128ZM139 79H140L139 81H141V83H139V81H138V83H136V80L137 79H135L134 80V83H135L134 85H135V87H137L136 86L137 84H141V92H142V89H143L142 87H143V85H145V83H144L145 82L144 81V76L141 77V78H139ZM151 80L153 81L154 79H151ZM151 80H149V82ZM37 81H39V83L41 82L40 79H37L36 82ZM93 81H95V80H93ZM142 81H144V82L142 83ZM108 82L111 83V84H109ZM153 82H155V81H153ZM161 82H157V85L160 86V83ZM25 83H27V84H25ZM39 83L37 82V84H36V83L32 82L31 85L32 84H35V87H36ZM50 83L53 84L52 82H50ZM104 83H106V84H104ZM80 84L84 86V87L82 86V88H83V89L81 88L82 90L80 89L81 91L85 90L86 89L85 86H88L89 85L88 83H87V85L86 84L84 85L83 82L80 83ZM123 84L122 85L118 84V86H116L115 88H120V86H123ZM154 84H152V88L154 87ZM53 85L55 86V83ZM32 86H34V85H32ZM96 86H97V84L95 83L94 84V87H96ZM127 86H128V84L125 87L126 88H129ZM51 87L52 86L49 85L48 86V89H50ZM61 87H63V86H61ZM97 87H99V86H97ZM225 87H228V86L226 85ZM28 88H31L30 85L28 86ZM28 88L26 87L25 89H28ZM46 89H47V87H46ZM89 89H91V87ZM89 89H88V91H89ZM99 89H100V91L99 90H95V92H93V93H95L94 95H97V93H96L97 91L99 93L103 91V89H101V88H99ZM155 90L157 92V89H155ZM29 91H31V90H29ZM69 91L71 92L72 90H69ZM105 91H107V89H105L104 92H102V93L103 94H106V95L103 96L102 93L99 94V95L103 96V99L106 101L107 98H108V94L107 93H109V98L111 96H110V91H107V92H105ZM23 92L26 93L25 91H23ZM43 92L44 91H41L40 93L44 94ZM70 92H69V94H70ZM121 92L122 91H119L118 90V94L119 95L116 94V93H115L116 94L115 95L113 93L114 94V95L112 94L114 96V99H112L113 101L111 100L110 103H107L106 102L100 108L104 109V107L105 108H107V107H113V108L114 107H117L116 104H118V103H114V101L116 99H118V97L121 98V95H120ZM144 92H146V91H144ZM162 92L163 91L161 90V93ZM29 93H31V92H29ZM86 93H87L86 91H84V93H81V94H84V95H82V97H84ZM137 94L140 95L141 93H137ZM137 94H136V96L138 97L137 99H139L140 97ZM117 95H118V97H117ZM149 95L152 96V93L149 94ZM163 95L159 96V98L162 97ZM22 96L23 95H21V97ZM133 96H135V93H134ZM142 97H144V96L142 95ZM72 99L75 100V98H72ZM72 99H71V103L72 104L74 103L73 105H75V103L77 101L74 102V100H72ZM103 99H101V100L103 101ZM125 99L127 100L128 97L126 96ZM85 100H86V98H85ZM101 100H100V102H101ZM121 100H123V99H120L119 101H121ZM79 101H81V100H79ZM95 101H97V100H95ZM200 101H203L205 103V105H206L205 107L207 108V110L211 114V115H209L211 117H210V120H208V122H206L205 120H203L204 117H202L201 114L199 113L201 111L204 114L207 113V111H205L206 113L203 111V110H205L203 108H200L201 111L198 109V106L197 105L200 104V103H198ZM23 102H24V104L26 102H28V103H26L27 105L26 104L23 105V107L25 106V108H26L27 106L31 105L34 102V100H33V102L30 101V103H29L28 100H26V101L24 100ZM92 102H94V100ZM160 102H161V100H160ZM64 103H62L63 104V106H62L63 108L66 105ZM96 103L99 104V102H96ZM101 103H103V102H101ZM148 103H149V101H148ZM67 104H69L68 101H67ZM80 104L81 103H78L76 105V107L78 108V105H80ZM111 104H113V105L111 106ZM119 104H122V103L119 102ZM133 104H134V102H133ZM73 105L69 104V106L71 108H73L72 107ZM141 105H143V104H141ZM151 105H153V103ZM154 106H155V108H159L161 106H162V109L164 107L166 108V106H163V105H159V107H156V104H155ZM41 107H43V105ZM58 107L59 106L56 107L57 108V111H63V109L61 108V106H60V110H58L59 109ZM54 108H51V110L48 111V113L51 112V111H53V110H56ZM140 108H141V106H140ZM140 108H138V111H139ZM220 108H222V111H223V118L226 117V119L228 118L229 120H231V122L228 121V120H225V123H224L223 122L224 120L221 119V123L222 124L220 123L219 116L222 117V115H219L218 116V114H221L222 113V111H221V113H219L220 112V110H219ZM33 109H34V107H33ZM162 109H161V111H163ZM167 109H168V107H167ZM167 109H166V112H167ZM104 110L106 111V109H104ZM125 110L126 109H122L120 111L117 110V112L121 113L123 111L124 113H126ZM26 111L27 110H25V113H27ZM29 111H31V113L32 112H35L32 109H28V112ZM38 111H41V110H38ZM71 111H73V110L71 109ZM102 112H104V111L102 110ZM164 112L165 111H163V113ZM59 113H61V112H59ZM146 113H147V111L145 112V114ZM163 113H161V114H163ZM145 114H144V117L143 118H141L142 117L141 116L140 119L139 120H136V121L142 123L143 120L141 121V119H144L145 117L147 118V115L148 114H146V115ZM164 114H166V113H164ZM44 115L45 116H49L47 114V112ZM69 115L71 116L70 113L68 114V117H69ZM149 115H151V114H149ZM207 115L208 114L205 115L206 118L208 117ZM53 116H55V115H53ZM164 116H166V115H164ZM24 117H23V119H24L23 122L24 123H26V121L28 122L27 118L25 117L26 118L25 119ZM40 117H41L40 119H42V116H40ZM47 118H49L51 120L50 117H47ZM63 118H62V120H64ZM163 119H164L163 120L164 122H160V123H165L166 122L165 121V118H163ZM39 120H37V123H38ZM131 120H132V122H130ZM226 121H227V123H226ZM229 122L231 123L230 126L228 125ZM40 123H41V121H40ZM45 124L46 123H43L42 127H46ZM137 125H139V123H137ZM158 125H159V127H158ZM167 125H169L171 128H168V127L166 128ZM218 125H220V126H218ZM223 125H224V127H223ZM55 126H57V125H55ZM141 126L142 125H139V128ZM214 126H218V129L219 130L220 129L222 130L223 128L226 129V126H229L228 127V129H229L228 130V133L226 134L227 137H225V135H224V140L222 139L221 142L218 141L220 143H218V142L216 143L215 142L217 139L219 140V136L218 135L220 134V132L218 131V129L217 130L215 129L216 131H212V128ZM28 127H30V126H28ZM103 127H105V129L108 128L107 130H109L110 127H111V129H110L111 132L109 134H106V136H109V137H107V139H104L103 138L105 136V134L99 133L101 131V129H103L102 132L105 131V129ZM146 127H148V125L147 126L145 125V127H144L143 130H146L145 129ZM151 127L152 126L150 125L149 132L151 131ZM59 128H57V129L55 128L56 131ZM95 128L96 129L97 128L98 129L100 128L99 129L100 131L94 130ZM178 128H179V130H178ZM167 129H169V130H167ZM171 129H172V131H171ZM10 130H12V131L9 132ZM51 130H52L51 132H50V129H49L48 132H45V133H47V135L49 134V132L51 134L52 133H55V132H53L54 129L51 128ZM64 130H65V133H66L67 130L66 129H64ZM26 131H28V130H26ZM58 131H57V133H58ZM93 131H98V132H96V133L94 132L93 133ZM142 131L140 132L141 133L140 135H145V134H142ZM152 131L154 133V130H152ZM62 132H63L62 130L59 131V133H61V134H62ZM149 132L146 133V134H150ZM217 132L219 134L217 135L218 137L216 138V135L214 134V136H215L214 137L212 135V133H217ZM57 133H55V134H57ZM156 133H161V130L159 132H156ZM18 134L20 135V130H19ZM28 134L29 133H27L26 135H23V136L27 137ZM151 134H152V132H151ZM19 135H16V136H19ZM47 135L45 134L46 137H47ZM83 135L85 137H83ZM155 135H153L154 138L156 136H159V137L162 136L161 134H158L156 136ZM23 136L21 138L22 141L24 139ZM172 136H171V138H173ZM48 137H51V136L48 135ZM82 137H83V139H82ZM159 137H157L156 139H159ZM162 137H164V136H162ZM162 137H161V139H162ZM14 138H16V137H14ZM42 138H44V136ZM54 138H56V135H55V137L48 138V139L45 138V139L47 141H49L51 139L54 140V141H56V139H54ZM87 138H88V140L89 139H92L90 141H92L93 144L90 141L87 142V144L91 147V150H90V147L87 146V144L85 145L86 141H88ZM141 138H142V136H141ZM150 139H152V137ZM40 140H42V139H40ZM103 140H107L108 142H110V140H111V142L113 144H111V142L108 143L107 141H103ZM225 140H227V142H225ZM164 141H166V140H164ZM38 142H40V143H38ZM50 142H48V145L50 144ZM66 142L64 141V144ZM83 142H85V143H83ZM162 143L164 145H162ZM226 143H227V145L225 146L224 144H226ZM73 144L75 145L76 144V141ZM35 145H36V143H35ZM43 145H45V144H43ZM94 148H96V149L95 150H92ZM113 148L116 149V147H113ZM187 150H189V151L191 150V155L190 154H187V157H186L185 156V153L187 152ZM71 151H72V153H71ZM93 152L91 154H93ZM78 154H79V152H78ZM62 155H64V153ZM62 155H61V157H62ZM37 157H39V159ZM66 158H64L63 160L64 161H66V160L68 161L69 159L68 158L66 159ZM184 163H185V165H184ZM140 169H141V171H140ZM53 171H54V169H53ZM144 172L145 171H143L141 174H143ZM181 173H182V175H181ZM146 174H148L147 171H146ZM194 175H197V177H195ZM183 176H185V175H183ZM142 177H144V176H142ZM182 180H180V182H182ZM50 181H51V187H50V189H46V185L48 183H50ZM43 182H45V183L43 184ZM199 182H200V184H199ZM155 183H157V182H155ZM247 183L252 184V186H251L252 188L248 192V199H249V201L244 206V202H243L244 198L242 197V191H243V193H244V191H245V193H247L246 190H247L248 187H246V189L244 188L245 190H242L243 188H241V187L244 186ZM202 185H204V187ZM145 186H144V188L146 189ZM183 186H184V184H183ZM151 188L152 189H149V191L153 190L154 192H150L149 193V192H147L148 190H143L142 188H140L141 190H143L142 193H141L140 192L141 190H138L137 189L138 190L137 195H140V194L142 195L143 194L142 197H144V196L146 197V194H148L149 196L147 195L148 196L147 200L150 199L149 197L152 198V196L154 195L153 199H155L159 195H162L163 193L161 194L160 191L164 192V189H165V187L163 188L162 186L161 187L159 186V190L160 191H157L156 190L157 188H154L156 191L153 189V187H151ZM161 188L163 190H161ZM170 188H172V187H170ZM199 189H200V191H199ZM211 189H213V187H211ZM165 190L168 191V189H165ZM167 191L165 193V197H167L166 195H168V194H169V197L170 198L173 197V195L170 196L171 193H169V192L167 193ZM186 192H187V190H186ZM176 193H177V191H176ZM128 194H130V193H128ZM216 194L217 195L219 194L220 197L223 196V199H224V196H225L226 199H227V201H228V202H226L227 204L226 203L224 204L225 201L220 202L223 199H221V198L219 199L218 197H214ZM111 195H109V197ZM130 195H132V196H131V198H129V201L134 197L133 194H130ZM39 196L42 197V201H39V199H38ZM106 197H107V195H106ZM142 197L141 196L140 197L139 196L138 197L136 196V197H134L133 200L137 201V203H138L139 200H140V198H142ZM163 197H164V195H163ZM162 198H159V200H158L159 202L156 204V205L159 204V207L161 205L160 204L161 201L164 200V198L163 199ZM241 198L243 200H241ZM50 199H51L52 202L51 201L49 202ZM105 199H103V201ZM160 199H161V201H160ZM245 199L247 200V198H245ZM147 200L145 199L144 201H147ZM118 201H119V204L117 203ZM153 201H156V200H153ZM101 202H99V205H101L103 203V202L102 203ZM179 202L176 203V204L179 205ZM185 202L186 201H184L183 203H185ZM102 205L104 206V204H102ZM118 205H119V207H118ZM152 205L155 206L154 204H152ZM163 206H165V204ZM197 206H198V204H197ZM201 206H198V207H200V212L205 209L204 207H201ZM51 207H53V206L51 205ZM115 207L117 209H115ZM149 207L151 208V204H150ZM187 207H189V206H187ZM14 208H16V211H13V210H15ZM160 208H159V210H160ZM164 208L167 209V207H163V209ZM173 208L174 207H171V209H173ZM202 208H204V209H202ZM145 209L146 210H141L142 212H139L140 209H138L139 211L136 210V208L133 211L131 209L132 212H134V211L135 212L133 214L130 213V215H128L127 213H129L130 211L127 212L126 211L127 208H126V210L123 208L122 211H126V213H123L122 212L124 214V216H121L122 214H121V212H119V210H121V207H120V209L118 210V212H119L118 213V218L119 217H124V218L126 217L127 218V216H131L130 219H127L128 222H129V224H130V221L129 220H134V218H136L135 217L136 216L135 213L138 212L139 213L138 215H140V217H142V218L143 217H146V216H143V215H147L148 216L149 213H152L151 216H153V219H154V214H153L154 213V210H153V212H150L149 211L150 209L147 210L148 207H146ZM163 209L161 211L162 212H165V211H163ZM168 209L170 210V207H168ZM51 210H53V208L50 209V212H51ZM96 210L98 212V206H95V211ZM221 210H223V209H221ZM143 211L145 213H146V211L147 212L149 211V213H146V214L144 213L143 214ZM212 211H214V210H212ZM21 212H22V214H20ZM97 212H96V215L98 214ZM183 212H185V210H183ZM207 212H208V210H207ZM52 213H51V215L54 214V213L53 214ZM210 213H211V211H210ZM119 214H121V215L119 216ZM125 214H127V216ZM164 214L165 213H163L162 216H160V214H159L160 218L161 217H164V216L165 217L168 216V212H167V215L166 214L164 215ZM180 214H182V212ZM219 214L221 215L220 212H219ZM224 215H222V218L223 219H224V217H223ZM242 215H245V213L242 214ZM207 216H209V215H207ZM140 217H138V218H140ZM55 218L58 221V219H57L56 216H55ZM87 218H88V220H87ZM89 218L92 219L93 222L90 221ZM115 218H117V216H115ZM124 218H123V220H124ZM142 218H141V220L140 219L139 220L142 223H144L143 226L146 227L145 225H148V222L147 221L146 222H143V220L145 218L143 220H142ZM149 218H152V217H150V214H149ZM149 218L147 217L148 220H149ZM173 218H174V216H172V220L171 221H174V222L178 223L179 219L177 218V221H175L174 219H176V218H174V219ZM227 218H229V217H227ZM53 219H54V217H53ZM85 219H86V222H85V225L84 226L81 225V223L83 221H85L84 218H83V219H81L83 221H80V223H79V221L77 222L79 225L76 223L78 226H75V225L72 224L75 227H73V226L69 227V229L67 230L68 232L63 230V233L66 234V232H67V236H65L66 239L64 238V236H62V235H65V234H63V233L60 234L61 237H63L62 238L63 239V243L68 244L69 245L68 247L72 246L73 243H76L78 246L79 245H82V243H85L86 239H88V238L90 239V236L91 235H94L93 233H98L97 231L98 230H101V227L102 226L99 225V224H97V226H96L93 217H88V215H87V217H85ZM119 219L116 220V222L118 224L121 223V219L120 220ZM47 220H49V219H47ZM57 221H56V224L58 223ZM126 221H125L124 225L128 224ZM214 221L216 222L217 220L214 219ZM223 221L226 222L225 219ZM232 221H234V220L232 219L231 222H229V223L232 224ZM133 222H135V221H133ZM133 222H132V225H133ZM136 222H137V220H136ZM163 222H162L161 225H160V222H157V223L160 225V227H162L163 226ZM174 222H172V223H174ZM185 222L186 221H184V223ZM204 222H206V221H203L202 222V220H201V222H200V223H203V224H201V227L203 225L202 228L206 227V225H204ZM111 223L112 222H110V224ZM154 223H156V220H153V225H154V228L156 229V231H158V234L159 235L160 234H163L164 231H165V230L163 231V227L161 228L162 230H160V231H163V232H160L156 228L157 223L156 224H154ZM169 223L172 224L168 220V225H169ZM93 224L96 226L95 229H94V225ZM118 224H116V225H118ZM137 224L139 225L140 223H137ZM166 224H167V222H166ZM183 224H182V226H183ZM185 224H184V226H185ZM217 224H219V223H217ZM238 224L242 226V224L240 223V221L238 222ZM38 225H39V223L37 224V226ZM51 225L49 226L50 229H51ZM134 225H135V223H134ZM140 225L138 226L139 228H135L134 230L137 229L136 231H138L140 229ZM112 226H113V224H112ZM169 226H172V225H169ZM218 226L223 227V226H221V224H219ZM103 227H104V225H103ZM144 227H141V229L142 228L145 229ZM208 227H207L208 230H215L212 227H210V228H208ZM49 228L47 229V231L49 230ZM120 228L122 229L121 226H120ZM165 228H167V226ZM172 228H174V227H172ZM172 228H170V229H172ZM45 229H42L40 232L41 233L42 232L44 233L43 230H45ZM125 229L126 228H124V230ZM143 229L141 230V232L143 231ZM149 229H150V227H149ZM149 229H147V230H149ZM155 229L154 230L150 229V230L153 232V231H155ZM174 229H176V227ZM181 230H182V228H181ZM181 230H180L181 233H183V232L185 233V230H186V232H188L189 234L190 233L192 234V232L190 231L192 229H189V230L188 229H183L182 230L183 232ZM216 230H219V229H216ZM227 230H229V229H227ZM126 231H127V229H126ZM146 231L144 233H146ZM151 231H150V234H152ZM166 232H168V231H166ZM166 232H165V234H166ZM124 233H125V231H124ZM132 233H135V231L132 232ZM237 233H239V232H237ZM237 233L235 234V236L237 235ZM137 234H138V236L141 234L142 235V236L140 235L141 237H146V235L144 236L142 233H138V232L135 233L136 236H137ZM158 234H157V236H159ZM243 234H244V232H243ZM153 235H155V234H153ZM168 235H170V238H167V237H169ZM232 235H234V234H232ZM241 235H242V232H241ZM260 235H258V236H255L254 235L255 236L254 238H257ZM152 236L148 235L147 238L157 237V236H154V237H152ZM171 236H172V230H171V233H168L166 236H160L158 240L155 239V238L154 239H155V241H158V243H159L162 240L161 237L162 238L165 237V238H163V242L161 241V243H163V245H164V240H165V242L167 241V239H172L173 240L172 242L176 241L175 240V237L172 238ZM236 237H238V236H236ZM193 238H195V234L194 235L192 234V240H193ZM154 239H150L151 242H153ZM245 239H249V238L246 237ZM20 240L18 242H20ZM155 241H154V243H155ZM249 241H250V239H249ZM249 241H247L248 242L247 245H249ZM257 241L264 242L262 240V238H260ZM169 242H170V240L166 242V244L168 243L167 244V247H169V244H170ZM177 242L178 241H176V244H177ZM237 242L238 241H236V244H237ZM52 243L53 242L50 241V243L47 242V243H44V244H46V246H49L51 244L50 247L52 248L53 247V244ZM161 243H159V244L161 245ZM191 243L192 242H190V244ZM251 243H252V241H251ZM43 245H41L38 248H41L43 250L44 247H45V245H44V247H43ZM155 245H156V247L158 246L157 242L155 243ZM163 245H161V246L163 247ZM161 246H159V248ZM178 246L176 248L179 251L180 248H178ZM184 246H185V244H184ZM249 247H251V246H249ZM18 248L15 249V252H17ZM71 248L73 249L72 250L73 253L71 252V249H68V250H70L69 252H71L74 255L75 254L76 255H79V258H81L80 254L83 252L82 249H85V248H81V250L78 249V248L75 249L74 246H72ZM235 250L236 249H233V252H235ZM11 251H13V250H11ZM85 252L86 253L88 252L87 251V248H86V251ZM182 252H183V250H182ZM185 252H187V251L184 250V253ZM238 252L241 253L240 251H238ZM242 252H243L244 255H246L245 254L246 253L245 250H243ZM7 253H8V251H7ZM71 253H68V254H70L69 257L72 256ZM9 254H10L9 256H11V253H9ZM35 254H37V253H35ZM74 255L71 257V259L75 257ZM12 256H11V258H12ZM181 258H182V256H181ZM76 260H79V259L76 258L75 259V262H77ZM81 260H84V259H81ZM15 261H17V259H15ZM72 264H75V263H72Z\"/></svg>",
    "mask_w": 264,
    "mask_h": 264
}]
</instances>
